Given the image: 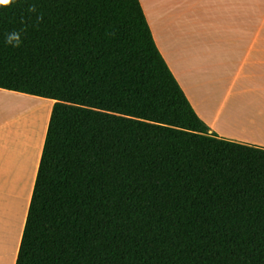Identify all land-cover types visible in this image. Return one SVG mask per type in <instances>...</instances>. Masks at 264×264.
Returning <instances> with one entry per match:
<instances>
[{
	"label": "trees",
	"instance_id": "obj_1",
	"mask_svg": "<svg viewBox=\"0 0 264 264\" xmlns=\"http://www.w3.org/2000/svg\"><path fill=\"white\" fill-rule=\"evenodd\" d=\"M0 89L53 101L15 264H264V149L209 134L139 0L0 7Z\"/></svg>",
	"mask_w": 264,
	"mask_h": 264
},
{
	"label": "crops",
	"instance_id": "obj_2",
	"mask_svg": "<svg viewBox=\"0 0 264 264\" xmlns=\"http://www.w3.org/2000/svg\"><path fill=\"white\" fill-rule=\"evenodd\" d=\"M139 2L159 53L209 134L264 149V0H231V26L215 29H202L205 0ZM52 106L0 89V201L18 195L14 182H29L18 239L10 258L0 248V264L16 261Z\"/></svg>",
	"mask_w": 264,
	"mask_h": 264
},
{
	"label": "rangeland",
	"instance_id": "obj_3",
	"mask_svg": "<svg viewBox=\"0 0 264 264\" xmlns=\"http://www.w3.org/2000/svg\"><path fill=\"white\" fill-rule=\"evenodd\" d=\"M202 7L208 12L205 14V19L202 20V29L228 28L231 26V16L234 15L232 10L231 0H205ZM222 2V16L217 18L216 5ZM38 116V114L34 115ZM19 187L18 195L11 201H0V248L2 255L10 258L13 252L14 244L18 239L23 221L27 198H28V181L14 182L11 185Z\"/></svg>",
	"mask_w": 264,
	"mask_h": 264
},
{
	"label": "clouds",
	"instance_id": "obj_4",
	"mask_svg": "<svg viewBox=\"0 0 264 264\" xmlns=\"http://www.w3.org/2000/svg\"><path fill=\"white\" fill-rule=\"evenodd\" d=\"M13 3V0H0V7H9ZM29 14H36V21L39 22L42 20V15L38 14L37 7L35 4L29 5L27 9ZM22 37H23V30H15L9 31L5 35V43L14 47L18 48L21 46L22 43Z\"/></svg>",
	"mask_w": 264,
	"mask_h": 264
}]
</instances>
